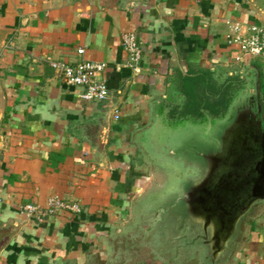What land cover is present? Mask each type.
<instances>
[{
	"label": "crops",
	"instance_id": "0c3cea01",
	"mask_svg": "<svg viewBox=\"0 0 264 264\" xmlns=\"http://www.w3.org/2000/svg\"><path fill=\"white\" fill-rule=\"evenodd\" d=\"M236 21L264 26V0H0V264L192 263L186 230L171 244L155 237L151 251L135 245L146 214L137 199L160 181L147 136L194 116L183 111L195 77L208 96L211 83L232 97L246 90L264 128V52L229 43ZM128 32L143 49L139 70ZM83 58L105 64L109 99L84 101L55 66ZM51 197L82 212L41 221L24 211ZM227 252L199 264H264V202Z\"/></svg>",
	"mask_w": 264,
	"mask_h": 264
},
{
	"label": "rangeland",
	"instance_id": "374dc122",
	"mask_svg": "<svg viewBox=\"0 0 264 264\" xmlns=\"http://www.w3.org/2000/svg\"><path fill=\"white\" fill-rule=\"evenodd\" d=\"M233 89L236 93L233 94L231 105L220 116L209 115L210 117L202 118L194 115L195 117L182 119H164L147 136V148L154 157L153 163L160 181L145 196L137 199V207L146 213L144 222L140 220L141 227L154 230L143 231L141 228V235H136L135 245L145 243L146 250L151 251L153 243H157L155 239L159 238L160 243L163 240L168 244L173 243L181 233L170 238L169 229L179 224L181 214L183 216L186 212L191 218L198 212L199 201L203 202L208 198L217 201V193L212 192L208 185L211 175L217 183H221L231 171L239 172L252 162V150L247 151L241 144L242 134L236 130L239 126L233 128V125L243 114L252 118L253 110L251 105L243 108V95L247 91L240 90L239 86ZM190 222H185L187 228L191 225ZM199 224L200 222L195 226ZM181 238L183 244L186 240L192 241L196 247L191 255V264H199L201 259L204 260L201 256L206 255L204 251L207 248L203 246L205 250H202L197 247L201 244L200 238H189L188 235ZM233 241L234 238L230 241L231 248Z\"/></svg>",
	"mask_w": 264,
	"mask_h": 264
},
{
	"label": "water",
	"instance_id": "95a60500",
	"mask_svg": "<svg viewBox=\"0 0 264 264\" xmlns=\"http://www.w3.org/2000/svg\"><path fill=\"white\" fill-rule=\"evenodd\" d=\"M250 105L244 103L243 108ZM253 117L243 114L233 125V128L239 126L236 130L243 135L241 144L247 151L252 150V162L239 172L231 171L221 183H217L211 175L208 185L212 192L217 193V201H211L213 198L199 201L198 212L191 218L186 212L183 216L181 214L179 224L173 227L169 236L173 238L186 230L189 238H200V246L207 248L203 250L211 260L227 252L242 222L257 205L264 202V128L257 116L253 114ZM186 219L191 221L188 228ZM198 222L200 224L195 226Z\"/></svg>",
	"mask_w": 264,
	"mask_h": 264
},
{
	"label": "built area",
	"instance_id": "2783aa9c",
	"mask_svg": "<svg viewBox=\"0 0 264 264\" xmlns=\"http://www.w3.org/2000/svg\"><path fill=\"white\" fill-rule=\"evenodd\" d=\"M123 47L129 56V66L139 70V64L143 57V49L136 34L125 33L122 37ZM229 43L237 45L241 52L249 56H258L264 52V26L249 25L244 29L240 21H236L232 27V33L228 37ZM78 53L83 55L85 48H79ZM55 66L61 72L64 81L72 86L83 89L81 98L86 102H101L109 99L110 88L108 82L101 77L105 64L98 61L81 59L75 64L57 63ZM119 118L118 111L114 114ZM24 211L34 219L43 220L58 213L80 214L82 208L75 202H68L59 197H51L46 208L27 205Z\"/></svg>",
	"mask_w": 264,
	"mask_h": 264
},
{
	"label": "trees",
	"instance_id": "16d2710c",
	"mask_svg": "<svg viewBox=\"0 0 264 264\" xmlns=\"http://www.w3.org/2000/svg\"><path fill=\"white\" fill-rule=\"evenodd\" d=\"M199 81V77H195L189 82L187 92H185L187 100L183 113L191 112L201 117L202 109L208 110L212 116H220L222 111H228L233 99L229 87H224L226 92L223 93V87L218 88L211 83L208 87L210 91V96H208Z\"/></svg>",
	"mask_w": 264,
	"mask_h": 264
}]
</instances>
